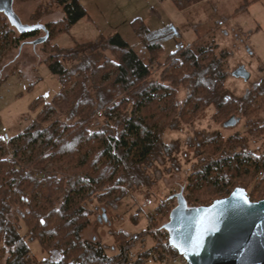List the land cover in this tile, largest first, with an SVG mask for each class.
Wrapping results in <instances>:
<instances>
[{
    "label": "trees",
    "instance_id": "trees-1",
    "mask_svg": "<svg viewBox=\"0 0 264 264\" xmlns=\"http://www.w3.org/2000/svg\"><path fill=\"white\" fill-rule=\"evenodd\" d=\"M55 1L65 16L44 24L49 36L41 49L51 53L43 62L59 76L60 88L50 103L37 99L38 121L18 136L0 139V263L160 264L167 254L168 233L157 221L160 212L169 213L173 207L170 199L150 213L143 233L113 230L112 255L106 254L96 235L85 232L96 204L115 208L128 188L148 182L144 171L163 151L159 145L164 131L174 121L190 123L222 90L221 60L211 47L197 51L179 47L167 56L159 77L149 80L161 47L149 45L143 62L120 36H114L104 44L111 50L108 59L94 63L83 58L66 67L60 58L68 63L101 45L85 43L67 49L65 55L56 54L50 37L64 30L62 23H72L84 12L75 0ZM172 1L181 7L180 0ZM74 9L78 12L72 17ZM132 28L137 32L144 24L137 20ZM40 31L18 28L0 10V62ZM180 87H187L188 93L179 106ZM263 107L261 93L243 106L228 98L217 103L214 118L222 122L241 114L249 122ZM58 113L69 121L55 118ZM248 125L251 134H264V123ZM243 142L244 137L236 134L226 139L213 136L198 145L212 159L186 176L183 196L188 206L209 205L235 187L244 188L251 201L264 197V153L242 151ZM140 234L151 238L153 245L132 255ZM27 241L38 242L42 251L59 248L62 254L56 260H37Z\"/></svg>",
    "mask_w": 264,
    "mask_h": 264
},
{
    "label": "rangeland",
    "instance_id": "rangeland-1",
    "mask_svg": "<svg viewBox=\"0 0 264 264\" xmlns=\"http://www.w3.org/2000/svg\"><path fill=\"white\" fill-rule=\"evenodd\" d=\"M71 1L66 3L71 4ZM75 1L84 15L72 23H62L64 30L50 37L49 43L56 45L54 51L60 56L65 55L67 49L85 43L93 42L101 47L86 50L68 63L60 58L66 67L78 65L83 58L94 63L108 59L112 56L111 50L104 48V44L114 36H120L143 62L147 61L149 45L161 47L149 80L159 77L167 56L179 47H189L194 51L211 47L217 59L221 60L223 69L222 90L215 94L205 109L190 123L174 121L161 135L159 146L163 151H158L151 158V163H143H150L144 171L150 177L148 182L128 188L122 202L115 208L95 203L97 208L85 235H96L105 246L106 254L112 255L116 253L111 236L113 230L143 233L156 206L179 190L184 192L186 176L212 159L199 149L201 142L213 136L226 139L237 134L244 137L242 151L264 153V134H251V125H248L264 123V107L249 122L241 114L234 117V124L228 126L225 122L231 116L222 122L214 118L217 103L225 99L230 98L243 106L254 96L264 95V0H180L181 7L172 0ZM12 7L25 24H45L65 16L62 5L55 0H13ZM77 12L74 9L72 17ZM137 20L143 22L144 29L136 32L132 22ZM43 35L44 32L40 31L37 37ZM37 37L24 41L18 49L10 50L0 62V139L18 136L38 121L37 113L41 107L34 106L37 99L50 103L60 88L59 76L50 72L43 62L51 53L45 54L41 44L29 42ZM238 66H243L249 73L247 80L233 76ZM187 93V87L177 90L179 106ZM55 118L69 121L60 113ZM99 118L102 122V117ZM170 200L175 204V198ZM133 216H137V220H133ZM167 220L168 212H160L157 223L163 225ZM140 235L132 248V255L153 245L151 238ZM27 244L37 260H56L62 254L59 248L42 251L36 241H27Z\"/></svg>",
    "mask_w": 264,
    "mask_h": 264
},
{
    "label": "water",
    "instance_id": "water-1",
    "mask_svg": "<svg viewBox=\"0 0 264 264\" xmlns=\"http://www.w3.org/2000/svg\"><path fill=\"white\" fill-rule=\"evenodd\" d=\"M12 4L13 0H0V10L22 30H42L44 35L31 43H44L49 36L45 25L22 23L13 13ZM232 74L249 78L243 66ZM234 121L231 116L225 125ZM171 198L176 202L162 227L168 233L169 244L189 264H264V197L251 201L244 188L235 187L226 197L204 206H188L182 189L167 199Z\"/></svg>",
    "mask_w": 264,
    "mask_h": 264
},
{
    "label": "built area",
    "instance_id": "built-area-1",
    "mask_svg": "<svg viewBox=\"0 0 264 264\" xmlns=\"http://www.w3.org/2000/svg\"><path fill=\"white\" fill-rule=\"evenodd\" d=\"M261 173H259L260 175ZM168 240V235L165 237ZM162 264H189L187 260L172 247L169 242L166 257L161 261Z\"/></svg>",
    "mask_w": 264,
    "mask_h": 264
},
{
    "label": "snow or ice",
    "instance_id": "snow-or-ice-1",
    "mask_svg": "<svg viewBox=\"0 0 264 264\" xmlns=\"http://www.w3.org/2000/svg\"><path fill=\"white\" fill-rule=\"evenodd\" d=\"M113 63H115V62H113ZM196 246H197V247L200 246V242H199V241L196 242Z\"/></svg>",
    "mask_w": 264,
    "mask_h": 264
},
{
    "label": "flooded vegetation",
    "instance_id": "flooded-vegetation-1",
    "mask_svg": "<svg viewBox=\"0 0 264 264\" xmlns=\"http://www.w3.org/2000/svg\"><path fill=\"white\" fill-rule=\"evenodd\" d=\"M13 11H14V9H13ZM14 13L17 15V17H19L18 16V14L14 11ZM20 19V18H19ZM21 20V19H20ZM22 22V21H21ZM23 23V22H22ZM25 24V23H24ZM42 31V30H41ZM29 42H31V41H29ZM22 46V45H21Z\"/></svg>",
    "mask_w": 264,
    "mask_h": 264
}]
</instances>
